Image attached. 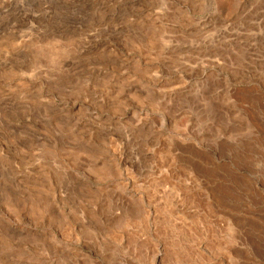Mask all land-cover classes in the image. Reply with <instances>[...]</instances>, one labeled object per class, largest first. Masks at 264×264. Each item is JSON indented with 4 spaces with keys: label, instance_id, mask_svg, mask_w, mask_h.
Listing matches in <instances>:
<instances>
[{
    "label": "rangeland",
    "instance_id": "374dc122",
    "mask_svg": "<svg viewBox=\"0 0 264 264\" xmlns=\"http://www.w3.org/2000/svg\"><path fill=\"white\" fill-rule=\"evenodd\" d=\"M11 1L0 264H264V0Z\"/></svg>",
    "mask_w": 264,
    "mask_h": 264
},
{
    "label": "bare ground",
    "instance_id": "6f19581e",
    "mask_svg": "<svg viewBox=\"0 0 264 264\" xmlns=\"http://www.w3.org/2000/svg\"><path fill=\"white\" fill-rule=\"evenodd\" d=\"M144 2H145V1H144ZM12 5H13V4H12V1H11V0H4V1H1V2H0V8H1V7H3L4 9L7 8L8 11H9L10 9H12V8H11ZM242 7H243V6H242ZM244 7H245V6H244ZM0 10H2V9H0ZM20 10H21V9H20ZM243 10H244V9H243ZM8 11H7V12H8ZM22 11H23V10H22ZM17 12H18V11H17ZM8 13H10V11H9ZM154 13H155V12H154ZM17 14H19V13H17ZM241 14H242V13H241ZM11 15H12V14H11ZM25 15H26V14H25ZM8 16H9V15H8ZM14 16H15V15H14ZM14 16H13V17H14ZM20 16H21V15H20ZM23 16H24V15H23ZM26 16H27V18H28V15H26ZM26 16H25V17H26ZM17 17H18V16H17ZM10 20H11V19H10ZM13 20H14V19H13ZM66 75H67V74H66ZM67 76H69V75H67ZM67 76H64V75H63V77H67ZM143 119H144V118H143Z\"/></svg>",
    "mask_w": 264,
    "mask_h": 264
}]
</instances>
